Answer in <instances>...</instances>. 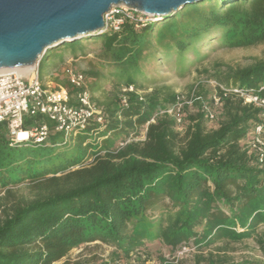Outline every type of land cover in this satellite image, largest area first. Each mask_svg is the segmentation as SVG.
I'll return each mask as SVG.
<instances>
[{
    "label": "trees",
    "instance_id": "trees-1",
    "mask_svg": "<svg viewBox=\"0 0 264 264\" xmlns=\"http://www.w3.org/2000/svg\"><path fill=\"white\" fill-rule=\"evenodd\" d=\"M262 43L264 0H206L138 28L125 24L119 32L60 44L41 56L38 74L41 79L43 62L49 70L68 56L85 60L92 54L96 62L83 72L86 79L99 80L106 71L116 88L132 85L138 91L145 66L178 60L181 67L187 55L201 61L205 48ZM217 81L257 89L264 85V59ZM62 87L74 105V88L68 82ZM121 89L100 108L102 125L90 122L75 136L55 132L43 116H25L23 130L44 123L50 133L43 144L12 145L0 125V264H55L94 243L112 247L115 264L152 246L172 252L190 241L255 237L264 251V238L256 235L264 227V167L240 144L259 123L261 110L223 99L215 109L218 127L208 130L202 98L179 132L162 113L177 95L154 89L139 100L128 93L123 106ZM89 156V166L74 170ZM24 184L35 197L11 203L12 190Z\"/></svg>",
    "mask_w": 264,
    "mask_h": 264
},
{
    "label": "rangeland",
    "instance_id": "rangeland-1",
    "mask_svg": "<svg viewBox=\"0 0 264 264\" xmlns=\"http://www.w3.org/2000/svg\"><path fill=\"white\" fill-rule=\"evenodd\" d=\"M201 61L194 60L187 55L186 61L181 67L178 60L171 66L165 64L145 66L142 70L141 78L137 92L142 96L151 93L152 90H161L162 93L170 92L178 98L186 99L192 94H199L205 100L203 106H208L207 100L214 91V84H218L217 78H223L229 70L241 69L252 65L257 60L264 59V43L251 47L240 49H212L206 48L200 52ZM93 57L85 60H78L72 63L71 67L79 72H86L89 66L95 65ZM46 63L43 62L40 67V77L43 78L47 72ZM182 68V69H181ZM62 73L52 82L53 85L65 83ZM87 86H92L90 91L92 101L102 108L104 104L114 100L118 90L124 85L116 88L114 78L108 76L106 71L102 72L99 80L87 78ZM199 97V96H198ZM184 109L185 115L194 114L197 111L196 103ZM215 118L207 122V129L213 130L218 127V120ZM179 131V130H178ZM179 132H182L179 131ZM144 131L141 132L139 139L143 140ZM93 157L89 156L79 167H87L91 164ZM10 202H25L32 200L36 191L32 186L24 184L12 190ZM4 194H0V198ZM257 236L264 238V227H259L256 231ZM185 248V249H183ZM140 255L136 254V262L143 261L144 264H237L248 262L252 264H264V251L256 242V238L242 241H231L228 239L214 240L207 245H197L193 241L182 245L180 248L170 252L164 246H152L143 249ZM113 248L104 244L94 243L83 245L72 250L66 258L55 264H115Z\"/></svg>",
    "mask_w": 264,
    "mask_h": 264
},
{
    "label": "built area",
    "instance_id": "built-area-1",
    "mask_svg": "<svg viewBox=\"0 0 264 264\" xmlns=\"http://www.w3.org/2000/svg\"><path fill=\"white\" fill-rule=\"evenodd\" d=\"M104 28L102 33L119 32L125 24L135 28L154 22L150 16L137 12L123 4L112 6L103 15ZM0 73V125H4L10 144H19L31 141L33 144H43L50 131L46 124L34 125L23 130L25 116H43L53 124V130L62 133L65 137L75 136L84 131L90 122L102 125L103 115L101 109L92 101L87 86V79L82 72L74 70L71 66H64L61 70L63 77L74 88V105H70V96L64 87H44L38 74V63L28 73H18L15 70ZM264 85L257 89L244 90L237 87H226L214 84V91L209 97L214 110L208 106L203 109L209 121L216 117V111L223 99L234 97L244 104H251L261 110L259 123L252 129L249 136L240 141L250 155H253L260 168L264 167ZM136 93L142 100V95L132 85L121 89L120 102L127 105V94ZM201 98L190 95L189 98L180 99L162 113L169 115L174 121L177 130H182L185 117L184 109L192 106ZM24 134V138H20ZM127 143V142H125ZM125 143H121L122 147ZM185 249V248H183ZM136 256H131L125 262L117 264H136Z\"/></svg>",
    "mask_w": 264,
    "mask_h": 264
},
{
    "label": "water",
    "instance_id": "water-1",
    "mask_svg": "<svg viewBox=\"0 0 264 264\" xmlns=\"http://www.w3.org/2000/svg\"><path fill=\"white\" fill-rule=\"evenodd\" d=\"M206 0H0V70L28 68L64 43L99 36L103 15L123 4L159 20Z\"/></svg>",
    "mask_w": 264,
    "mask_h": 264
},
{
    "label": "crops",
    "instance_id": "crops-1",
    "mask_svg": "<svg viewBox=\"0 0 264 264\" xmlns=\"http://www.w3.org/2000/svg\"><path fill=\"white\" fill-rule=\"evenodd\" d=\"M87 57H92V54H88ZM82 57L79 56L77 59L76 58H73L71 56H68L66 58L63 59L62 63H59V64H52L50 69L47 70L45 76L43 78L40 79L41 81V84L44 86V87H48V88H53V87H62L61 85H53L52 82L55 80V78L57 76H59L62 70V68L64 66H71L72 63H75L76 61H78L79 59H81ZM65 79V78H64ZM66 80V79H65ZM67 82V80H66Z\"/></svg>",
    "mask_w": 264,
    "mask_h": 264
},
{
    "label": "bare ground",
    "instance_id": "bare-ground-1",
    "mask_svg": "<svg viewBox=\"0 0 264 264\" xmlns=\"http://www.w3.org/2000/svg\"><path fill=\"white\" fill-rule=\"evenodd\" d=\"M33 66L28 67V68H20V69H13V70H15V72H18V73H28V72H30L32 70ZM9 70H11V69H9ZM9 70H0V73L7 72ZM19 137L20 138H24V134H20Z\"/></svg>",
    "mask_w": 264,
    "mask_h": 264
}]
</instances>
